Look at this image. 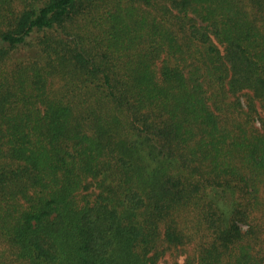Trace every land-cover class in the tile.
<instances>
[{
    "label": "trees",
    "instance_id": "16d2710c",
    "mask_svg": "<svg viewBox=\"0 0 264 264\" xmlns=\"http://www.w3.org/2000/svg\"><path fill=\"white\" fill-rule=\"evenodd\" d=\"M171 247L264 264V0H0V264Z\"/></svg>",
    "mask_w": 264,
    "mask_h": 264
},
{
    "label": "rangeland",
    "instance_id": "374dc122",
    "mask_svg": "<svg viewBox=\"0 0 264 264\" xmlns=\"http://www.w3.org/2000/svg\"><path fill=\"white\" fill-rule=\"evenodd\" d=\"M183 255V253H178L176 248L171 247L160 256L157 264H182Z\"/></svg>",
    "mask_w": 264,
    "mask_h": 264
}]
</instances>
